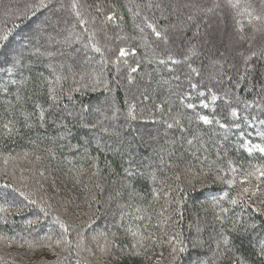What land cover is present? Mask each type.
Instances as JSON below:
<instances>
[{
	"label": "trees",
	"instance_id": "16d2710c",
	"mask_svg": "<svg viewBox=\"0 0 264 264\" xmlns=\"http://www.w3.org/2000/svg\"><path fill=\"white\" fill-rule=\"evenodd\" d=\"M153 1L158 2L157 0ZM51 2L53 0H50L47 8L18 13L14 20L9 19L3 27L0 26V34L8 31L12 33L9 41L0 47V112H3L8 107L7 102L11 101L15 106L16 117L19 120L18 126L21 128L19 135H14L10 139L0 138V184L7 182L3 178L5 157L9 155L22 156L24 152H28L32 158L33 151L42 153L47 147L54 148L52 156L45 155L43 168L46 169V172L45 177L41 178L43 189L36 192L34 197L38 201L37 205H28L18 193L12 192L11 189L0 188V196H2L0 203L4 202L3 193L5 192L8 193L6 199L9 198V202L14 201L13 213L7 216L8 222L5 224L0 221V236L15 238L14 242L7 239L0 240V264H24L22 262L24 257L20 256L18 252L47 249L40 247L39 243L30 249L25 243L26 240L43 242L41 238L45 236L59 238L62 230L55 223L54 217L60 215L57 212L60 204L63 207H68L69 213L72 214L67 219H64L62 215L60 218L70 224L73 229L80 225L86 242L92 241L94 236L99 237L101 233L110 236L112 232H117L121 245L130 244L133 242L132 237L127 235L124 229L131 227L133 231L144 233V227L148 222L137 220L135 217L137 215L152 217L149 232H155L165 243L150 246L147 255L151 259H147L143 254L133 256L128 255L127 251L124 254H119L117 251L114 257L101 255L103 258L101 259L97 255L96 259L100 260L101 264L104 262L107 264H169L171 249L166 241L177 235L179 239L183 240L186 251L179 253L176 264H230L233 253L223 251L225 245L221 233L228 237V247L235 251L236 257L246 259L248 264H260L261 257L255 253L261 241H264V216L252 213L250 209H247L242 215L248 224L256 225L255 230L241 227L238 231H232L231 219L226 220L222 225L216 219L218 209L214 210L210 206L214 197H219L225 190H228L227 186L220 182H212L211 176L207 179L202 177L193 179L191 174H185L183 171L184 161L191 160L195 165L193 171L199 172L201 166L193 159V153L200 156L201 160L206 156L209 162H213L216 161L218 152L221 154L226 152L227 159L233 161L234 165L241 169L237 174V181H240L243 170L248 167L249 162H257L256 159L249 157L242 147L243 140L247 139L252 143L262 142L261 138L256 135L258 131H264V126L259 123V120H264V105L256 106L260 104L261 100L260 96L256 95L259 88L252 90V82L249 80L241 81L240 88L233 90L231 84L223 82L221 84L215 78L219 85L215 87L208 85L207 88L212 89L211 93L207 91L205 85L198 84L199 91L205 92V97H198V92L193 91L189 86L190 83H197V81L192 80V74L189 76V73L186 74L184 71L186 65L190 64L189 61H185L178 52H171L173 49L175 50L174 41L176 40H173L168 46L161 43L157 47L152 41L145 43L141 39L142 33L137 32L139 29L137 25L141 24L144 15L150 19L160 16L159 10L146 9L149 0H85L84 3H81L84 4L81 9L83 13L88 8L87 17L90 15L93 19L98 20L100 28L94 26L96 29L105 27L109 32L106 33L108 36L111 35V38L115 36V39H118L121 35L124 37L118 42L110 43L111 51L107 55L105 54L106 57L115 61V54H118L120 47L129 50L135 49L134 55L121 58L118 64L109 63L105 76L99 77L102 82L96 83L95 88L88 85L83 88L80 83L75 82L80 81V74L94 73V71L98 73L103 68L102 66H92L88 68L89 71L81 72V68L77 65L73 66L72 70L70 68L69 73H66L64 69L60 70L64 64L62 61L65 59L66 52H90L84 47L89 36L88 32L79 31L81 28L79 25L75 29L72 28V25L77 22L74 14L70 15L69 22L65 20L62 23L64 24L60 26L62 31H58L66 33L68 38L64 39H70L66 44L62 38L63 45L59 42L53 44V47H58L57 50L52 51V48L46 50L48 44L45 42L32 50L28 47L33 39L37 40L33 35L36 33L34 29L36 30L37 27L33 26L34 32L31 33L27 32L28 25H34L38 18L44 14L51 15ZM93 4L99 5L103 10L102 13H98ZM110 12H115L118 18L113 22L102 24L104 16ZM136 12H140L141 16L134 15ZM157 22L162 26L168 24V22L164 23L159 20ZM241 23L246 25L247 21L241 18ZM148 31L150 30L145 29L144 34ZM102 35L103 33L100 34V39ZM77 37L80 39L77 40ZM72 41H76V43H72L69 47L68 44ZM195 41H199V39H195ZM176 43L183 52L187 51L184 47L185 41L183 45H180L179 42ZM11 46L12 52H14L12 56L9 54ZM161 49L171 52L174 58L180 60L181 63L169 64L167 67L160 65L158 59L163 55ZM16 53H20V59L27 67L8 71L11 59L15 57ZM47 53H56L57 60L55 57L47 58ZM197 53L200 56L201 53L199 51ZM125 59L127 64L123 63ZM197 61L190 65L197 69L207 68L208 63L204 56ZM137 63L140 65L138 71L130 73L129 65L135 67ZM254 63L256 64L254 74L259 81L261 75L264 74V69L261 68L264 62L255 60ZM50 65L56 69L57 74L67 77V79H61L59 83L51 85L56 94L60 96L59 107L54 109L49 116L50 120L54 119L56 122L54 124L47 123L42 129L34 127L29 131L23 128V116L20 115V112H33L36 103L42 104L45 108L48 107V103H50L48 100L49 85L47 81L41 80L39 77L43 73L48 80H55V76L50 74ZM221 69L224 75L222 76L228 77V72L224 70V67L216 68V71L221 72ZM156 70L158 71L156 72ZM73 73L76 75L73 76ZM201 73L206 76L204 70H201ZM68 75H71V78ZM129 75L132 77L131 80ZM201 76L195 75L199 79ZM206 78L213 79L211 76H206ZM140 79L142 80L141 84H139ZM11 80L18 82L24 80L25 83L12 85ZM236 80L232 79L233 82ZM105 84H107L108 90H105ZM4 86L9 89L7 94L3 91ZM131 86L139 87L135 94H139L141 91L143 96L148 97L145 99V103L138 105L137 101L126 93V89ZM18 88L21 96L19 101L15 95ZM73 88H79L80 91H71L73 100L69 101L67 94ZM227 91H237L236 98L241 103L230 101V104L236 108L239 117L245 118L251 113L252 117L259 118H249L248 122L253 124V127L249 128L243 119L236 120L235 117L229 115V101L227 103L222 101V94L224 95ZM212 94L218 97L215 102L211 100ZM201 99H204V102L208 104L207 108L201 107ZM243 100L250 103L255 101V103L252 107L245 108ZM187 103H194L195 107L187 109L185 107ZM65 105L68 106L67 109L64 108ZM130 106L131 114L129 113ZM68 112L73 114L68 115ZM197 113L208 115L210 118L214 117L229 124L230 127L221 129L216 124L204 125L195 119ZM173 118L181 121L182 126L186 129L184 135L187 140H192L193 134H195L199 138V142L190 146L185 140L180 139L181 133L178 128L169 129L167 124L172 123ZM234 120L240 123L239 129L231 127ZM141 122L152 129L146 140L145 137L142 138L145 130L141 127ZM241 131L245 133L243 139ZM59 137H63V139H58ZM30 139L36 140L39 147L29 143ZM53 140L56 141L55 145L51 143ZM181 156H183V160L177 161V157ZM258 156V153L254 154V157ZM177 162L180 164L179 169L169 167ZM11 163L10 161L8 166L9 172L12 171ZM15 163L22 167H31L28 160H17ZM93 164L95 167H92ZM207 166L206 164L205 168ZM223 166L227 167L226 162ZM126 168L130 170L131 175L125 172ZM97 170L99 176L89 179L91 173L97 172ZM177 171L181 173L179 182L174 179ZM19 174V170H17V175ZM25 174L31 175V173ZM77 179H80L82 183H77ZM190 180L195 184L194 190L189 184ZM95 183H100L103 191L95 188ZM177 183L185 189L183 194L177 188ZM28 184L29 188L22 189L23 191H35L38 187L31 180L28 181ZM85 184L88 185V189H85ZM127 185L134 188L135 195L129 196L132 189ZM168 185H171V190L168 189ZM153 188L158 190V199L153 198ZM89 190L91 195H95L99 200V204L93 202L91 208H89V202H91ZM165 192L167 196H165ZM178 199L183 201L179 205L183 212V220L174 227H155L158 222L157 213L162 211L161 206L176 208L175 203L169 205L166 202ZM21 201L23 204L20 203ZM224 206H228L226 201ZM18 207L23 208L20 214L15 212ZM41 208L50 210V214L44 216L40 211ZM86 208H89V213L81 223L77 220L82 218V211ZM138 208L141 209L140 212L136 211ZM235 211L240 213L241 210L236 208ZM121 213L124 214L123 219ZM2 215L4 214L0 213V216ZM37 217H39L38 222L29 227L27 221L36 220ZM176 219L177 217L173 216V220ZM117 224L122 226L118 229ZM69 239L75 240V232L70 233ZM103 242L101 238L100 243ZM93 248H96L94 242ZM57 252L60 250L58 249ZM84 255L86 254L79 253V256ZM77 258L78 255L75 251L71 254L68 251L60 252V264H76ZM56 262L57 256L52 254L43 256L39 264H56Z\"/></svg>",
	"mask_w": 264,
	"mask_h": 264
},
{
	"label": "snow or ice",
	"instance_id": "6c2138e0",
	"mask_svg": "<svg viewBox=\"0 0 264 264\" xmlns=\"http://www.w3.org/2000/svg\"><path fill=\"white\" fill-rule=\"evenodd\" d=\"M50 0L46 2V0H34V3L32 4H26L25 9L29 11H35L39 10L41 8H47L49 7ZM63 8L64 5H61ZM139 7V5H137ZM149 9H156L159 10L161 13V16L165 20H169V23L167 25L162 26L157 20L153 17L150 19L147 15H144L141 21V24H138L137 27L140 29V32L142 33L141 39L144 41L151 40L153 43L159 47L161 43L164 45H168L171 43L172 39V31L175 29H178L182 26H186L188 22H193L201 16L203 18L207 19L209 15L215 16L218 13H223L225 20H227L230 16L231 20L233 21V41H232V50L236 51L238 53V56L241 60V64L239 67L236 65H233V67L236 68V73L239 76V79L236 80V85L238 86L241 81H249L252 82V90L259 88V92L256 93V95L260 96V104H257V107H260L264 105V74L261 75L259 81L257 80L255 76V69L256 64L253 62L255 59L256 61H264V43H261L259 46H257V37L260 38L262 42H264V0H210L209 5L201 4L198 2V0H187V2L183 3L182 5L179 3L170 2L165 4L164 0H159V2H153V0H149V3L146 5ZM188 8L190 9L186 20H179V23H173L170 20V16L174 13L179 12L180 8ZM70 10L73 12L74 16L76 17L77 24L84 29L85 32H87V24L88 21L84 18V13L81 10L83 8V5L79 2V0H71V3L69 5ZM95 10L98 13H102V8L99 5L95 6ZM136 16H141L140 12L134 13ZM115 12H110L104 16V21H102V24L113 22L117 19ZM241 18L247 21V24L241 23ZM59 22V21H58ZM57 22V23H58ZM77 24H73L72 28L75 29ZM195 27L197 29L196 33L194 35L199 36L200 35V23H195ZM145 29H148L146 34ZM103 33V39L105 43L101 44V40L99 38L100 34ZM12 33L10 31L4 32L3 34H0V47L4 46L10 39ZM119 38V37H118ZM80 37H77V40H79ZM108 37L106 34V30L104 28L99 29L97 32L91 33L87 37V41L84 45L85 49L89 50L92 53H98L101 56V63L102 64H109V63H117L121 60V58L128 57L130 55L135 54V49H127L125 47H120L118 49V54H115V61H113L111 58L106 57L105 53L110 52L111 49L108 47ZM72 43H76V41H72L68 44L70 47ZM247 44L248 48L244 49L243 52H240L239 50L241 48H244V45ZM147 46V45H146ZM37 51H39L37 49ZM79 51V49H77ZM163 52V55L159 57L158 63L162 66L167 67L169 64L171 65H177L181 63L180 60H177L174 58V56L164 49H161ZM190 54H195V49L190 48L187 53H184V60L187 61L190 59ZM47 55H52L51 53H47ZM219 55L221 57H224L226 55L225 52H220ZM86 59H90V57L86 54ZM218 61H214L216 63ZM123 63L127 64V60L125 59ZM139 63L136 64L135 67L129 65V72L135 73L138 71ZM27 67L24 65L20 59V53H16L15 57L11 59L10 67L8 71H12V69L15 68H23ZM188 67L190 68L189 76L192 72H195L196 75L199 77L201 76V73L197 71L195 68H191V65L189 64ZM241 68L243 69L241 71ZM50 74L55 76V80H48L47 77H44L43 73L40 74V79L47 81L49 85V93H48V100L50 103H48V107L45 108L42 104L36 103L34 105L33 112H20V115L23 116V128L28 129L31 131L34 127L38 128H44L47 123H55L56 121L54 119H49V116L52 114L54 109H57L59 107L60 102V96L56 94L55 89L51 87L53 83H59L61 79H67V77L61 76L57 74V71L54 67L51 65L49 66ZM76 74L73 73V76ZM102 75V69L98 73H81L80 74V81H75L76 83H80L83 81L86 77L90 80L94 81L93 88H95L96 83H100L99 77ZM131 75H129V79L131 80ZM223 79V77H221ZM23 84L25 83L24 80L17 81V80H11L12 85L17 84ZM87 86V85H85ZM190 88L193 91L198 92V97H205L204 91H199V85L198 83H190ZM205 88L209 93L212 92L211 88H207V85H205ZM105 90L107 89V84H105ZM3 91L5 94L9 92V89L7 86H4ZM71 91H80L79 88H73L70 89L67 98L69 101L73 100V97L71 96ZM16 99L19 101L21 99L20 96V89H17L16 92ZM224 97L229 101L228 107L230 108L229 115L231 117H235L236 120L243 119V122L246 124L247 127L251 128L254 125L249 123V118L251 119H259L258 117H252V114L249 113L248 117L241 118L238 115V112L235 107H232L230 104V95L229 92L224 93ZM143 99H148V97L145 95ZM218 99V97L215 94L211 95V100L215 102ZM47 102V101H46ZM183 103V101H182ZM242 103L244 104L245 108L252 107L253 102H249L247 100H243ZM201 107L207 108L208 104L204 102V99L200 100ZM8 107L4 109L3 112H0V138H12L14 135H19L21 128L19 125V120L16 117V110L15 106L12 105L11 101L7 102ZM67 105L64 106L65 109H67ZM157 107H159L157 105ZM187 109H193L195 107L194 103H187L185 105ZM11 109V110H10ZM132 108L129 107V113L131 114ZM72 112H68V115H72ZM195 119L199 122H202L204 125H212L216 124L221 129H225L230 127L229 124H226L224 122H221V120L210 118L208 115H201L199 113L196 114ZM236 120H234L231 124V127H235L239 129L241 127L240 123H237ZM260 125L264 126V120H259ZM167 127L169 129L172 128H178L179 132L181 133L180 139L185 140L188 145H193L194 143L199 142V138L193 134L192 140H187L186 136L184 135L186 129L182 126L181 121L173 118L172 123H168ZM192 134V133H190ZM245 133L241 131V138L243 139ZM257 136H259L262 140L261 143H252L250 140L244 139L242 147L245 149V151L248 153V156L251 158H254L257 160L256 163H251V161L248 164V167L243 170V175L240 181H237V174L240 172V168L234 165V162L227 159V153H217V159L216 161L209 162L207 157L205 156L203 160H201L200 156L196 155L195 153L192 154L193 159L200 164V170L199 172H194L193 169L195 168V165L192 163L191 160L184 161V169L183 171L185 174H191L193 179H196L198 177H202L204 179L209 178L211 176L212 182H220L227 186L228 190H225L222 195L219 197H214L212 201L210 202V206L217 210L216 213V219L223 223L226 220L231 219V225H232V231H238L239 228H251L252 230H255L256 225L248 224L242 213L250 209L252 213H258L261 216H264V131H258L256 133ZM58 139H63V137H59ZM29 143L35 145L37 148L39 147V144L36 140H29ZM52 145H55L56 141H51ZM54 151L53 147H47L43 150V152H36L33 151L31 154L28 152H24L21 155L18 156H7L4 158L3 163L5 165V169L3 170V178L5 183L0 184V188L3 189H11L12 192L18 193L20 197H23V201H26L28 205H37L38 201L35 199L36 192L43 189V183L41 178L45 177L46 169L43 168V162L45 160V155L52 156ZM258 153V157H254V154ZM54 158V157H53ZM17 160H28L29 165L31 167H22L20 165H17L15 161ZM183 156L177 157V161H182ZM11 163L12 171H8V166ZM226 162L227 167H224L223 164ZM208 165L207 168H205V165ZM92 167H95V164L92 165ZM171 168H180L179 162L174 163L172 165H169ZM17 170H19V175H17ZM125 172L131 175L132 173L128 168L125 169ZM25 173H31V175H26ZM214 173V174H213ZM99 176V171L91 173L89 176V179H92V177ZM174 179L179 182L181 180V173L180 171H177L175 173ZM33 181L35 185L38 187L35 189V191L29 190L27 192L23 191L22 189L29 188L28 181ZM77 183H82L80 179L76 180ZM189 184L195 189V184L192 183V181H189ZM85 189H88V185H84ZM94 187L97 189L101 188L100 183H95ZM127 187L131 188L132 191L129 193V196L135 195V190L131 185H127ZM177 188L179 189L180 193L183 194L185 189L181 188L179 183H177ZM168 189L171 190V185H168ZM162 191V190H161ZM234 191V194H232ZM89 193L91 195V192L89 190ZM165 196H167V193H164ZM8 193H3V196L5 197L4 202L0 203V213H3L4 215L0 216V221H3L5 224L7 221V216L11 215L13 213V202H9L6 197ZM117 195H120V193H117ZM152 195L154 199H158V190L153 188ZM23 201L20 203L23 204ZM227 202V207L224 206V202ZM42 202V201H41ZM99 204V200L95 195H91V202H89V208L92 207V203ZM182 199H178L175 201H167L169 205L171 203H175L177 205L176 208H170L165 207L164 205L161 206L162 211L157 213L158 222L155 225L157 228H162L164 226H172L174 227L177 225L180 221L183 220V212L179 208V205L182 203ZM240 208V213H236L235 209ZM23 211L22 207H18L15 209L16 214H20ZM41 212H43L44 216H48L50 214V210H45L44 208L40 209ZM137 212H140L141 209H137ZM124 214L121 213V217L123 219ZM173 216H176L177 219L173 220ZM137 220L141 221H147L148 223L144 227V233H139L138 231H133L131 227H128L124 229L125 233L127 235H130L132 237L133 242L130 244H124L121 245L118 240V233L112 232L109 236V234L101 233L99 234V237L94 236L92 238L93 242L96 244V248L89 246L88 243H86V238L80 228V225H77L75 229L72 228V226L68 223H66L64 220L60 218V216H55L54 221L56 224L59 225L60 229L62 230L59 238H53L52 236H45L41 238V241L43 242H32V241H25V243L28 245L30 249L37 246V243H39V246L42 248H47L53 252V255L57 256V262L56 264H60V252L68 251L69 254H71L73 251H75L78 255V258L76 259V264H101V261L96 259L97 252L102 254L103 256H110L114 257L117 254V251L119 254H124L127 251L128 255L138 256V255H145L147 259H151L150 256H148V251L150 246H155L158 243L162 244L165 243V241L161 240L160 237L156 235L155 232H149V226L151 225L152 217L151 216H139L137 215L135 217ZM39 220V217H37L36 220H28L27 224L29 227H31L33 224L37 223ZM122 225L117 224V228L119 229ZM71 232H75V240H70L69 235ZM146 233V234H145ZM166 234V233H165ZM223 244L225 245L223 251L224 252H232L233 258L230 261V264H248L247 260L244 258L236 257L235 251L228 247L229 240L227 236H223ZM103 239V243H100V239ZM7 239L10 242H14V237H4L0 236V240ZM169 244L170 252H169V264H176V261L178 260L179 253H182L186 251V247L184 245L183 240L179 239L178 235L170 237L168 241H166ZM177 245H179L177 247ZM56 249H59L60 252H57ZM79 253H85L84 256H79ZM259 257H261L260 264H264V241H261L260 246L258 250L255 253ZM161 255H163L161 253ZM91 258V259H90ZM66 259V258H65ZM104 264H107V262H104Z\"/></svg>",
	"mask_w": 264,
	"mask_h": 264
},
{
	"label": "rangeland",
	"instance_id": "374dc122",
	"mask_svg": "<svg viewBox=\"0 0 264 264\" xmlns=\"http://www.w3.org/2000/svg\"><path fill=\"white\" fill-rule=\"evenodd\" d=\"M159 2V0H157ZM46 2H48V0H46ZM80 3H84L85 0H79ZM154 2V1H153ZM170 2H174V3H179V4H183L185 2H187V0H164V3H170ZM199 3L201 4H205V5H209L210 4V0H198ZM34 3V0H0V26L3 27L4 23H6L9 19L14 20L15 17L18 16V13H24L27 10L25 9V5L26 4H32ZM71 3V0H53V2H51L52 4V9H51V15L44 14L43 16L39 17L38 20L36 21V23L34 25L29 24V28L27 29V32H36L33 35L37 38L33 39V41L30 43V45L28 46L29 48H31V50L36 47V46H40L41 44H43L45 42V44H48V46L46 47V50L51 49L53 50H57L58 47H53V44L56 42L61 45L62 42V38L65 41V44L70 40V39H64V38H68L66 36V33L64 32H58V31H62L60 29V26L64 25L62 24L65 20L66 22H69V17L70 15H72L73 13L71 12L69 5ZM92 4V3H91ZM61 5H64V7L62 8ZM84 5V4H83ZM95 6V4H93ZM85 8V6H84ZM86 9V8H85ZM147 9V7H146ZM88 8L85 10L84 13V18L88 21L87 24V32L90 35L93 32H97L98 29H96L94 26L99 27L98 25V20L93 19V17H91L90 15L87 17V12H88ZM158 11V10H157ZM190 9L188 8H184L181 7L179 12L174 13L170 16V20L173 23H179V20H186V17L189 13ZM158 13L160 14V16L156 17V20L162 21L164 23L168 22L169 20H165L162 16L161 13L158 11ZM134 16V15H133ZM179 17V20H178ZM71 18V17H70ZM90 18V19H88ZM59 21V22H58ZM58 22V23H57ZM99 22H101L99 20ZM195 23H200L201 27H200V35L196 36L194 35V33H196L197 29L195 27ZM195 23L193 22H188V24L186 26H182L178 29H175L172 31V39L171 42L173 40L175 44H174V48L171 52H178L179 56L180 54L182 55V57H184V53H187L188 50L191 48L195 49V54L191 55L190 54V59L187 60V62L189 61V63L192 65L193 62H198L197 60L199 58H201L202 56H204L206 62L208 63L207 68L206 69H197V71H199L201 73V70H204V73L206 74V76L208 77H212L213 79H207L206 76L202 75L201 73V78H196L195 72H192V80H196L197 83L199 85H213L218 86V82H216V79L219 80L222 84L226 83V84H231L233 87V90H237L239 89V84L238 86L236 85V82H233L232 79H239V76L236 73V68L233 67V65H236L237 67L240 66L241 64V60L238 56V53L236 51L232 50V41H233V21L231 20L230 16L227 20H225L224 18V14L223 13H218L215 16H211L209 15V17L207 19L203 18L202 14L201 16L195 21ZM77 24V22H76ZM36 26V30L33 28ZM78 26V24H77ZM89 26V27H88ZM91 28V29H90ZM105 29V27H103ZM82 27L79 28V31L82 32ZM106 30V29H105ZM57 31V32H56ZM107 33H109L108 31H106ZM137 32H140V29H137ZM59 33V34H58ZM106 33V34H107ZM110 35V34H109ZM189 35V37L187 38V36ZM55 36H57V38H55ZM111 36V35H110ZM110 36L107 37L109 38L107 43H108V47L111 49V44L112 42H118L119 40L124 39L123 35L119 36L118 39H115V36H112L113 38H111ZM100 38V36H99ZM187 38V40H185ZM195 39H199V41H195ZM101 40V44L105 43L104 39H103V35ZM144 41V40H143ZM184 41L186 42V45H184V47H186L187 51L185 50V52H183L182 49H180L179 46H177L176 42H179L180 45H183ZM193 41V43H192ZM43 42V43H42ZM145 43H150L151 40L149 41H144ZM261 43H264L260 40L259 37H257V46H259ZM13 46V45H12ZM12 46L9 49V54H12L14 52H12ZM168 46V45H167ZM148 47V45H147ZM183 47V46H182ZM181 47V48H182ZM183 47V48H184ZM248 48V45L245 44L244 48H241L239 51L243 52L244 49ZM14 49H16V47H14ZM197 51H199L201 54L199 56V54L197 53ZM70 51L66 52V54H64V61H62L63 67L60 68V70L64 69L66 73L70 72V68L72 70V67H76L77 65H79L78 67L81 68V72L82 71H89L88 68L92 67V66H98L101 67L102 66V75H100L101 77H104L106 74V69L108 67V64H102L101 63V56L100 54H94L92 52H86V51H81V52H72L69 53ZM170 52V53H171ZM220 52H225L226 55L224 57H221L219 55ZM109 52H106L105 54L107 55ZM86 54L88 57H90V59H86ZM56 53L52 54V55H46L47 58H53L55 57ZM95 57H97V59H95ZM56 58V57H55ZM57 60V58H56ZM154 61V59H153ZM214 61H218L216 63H214ZM253 62H255V59L253 60ZM264 61H261V63ZM258 64H260V62H258ZM223 68L224 70H226V72H228V77H223V70L221 69V72L218 70L216 71V68ZM191 68H194V66H191ZM262 69H264V65L261 66ZM243 69L241 68V71ZM158 70H156L157 72ZM186 74L190 72V68L188 67V65H186L185 70ZM218 72V73H217ZM264 72V70H263ZM95 73V71H94ZM217 74V77H216ZM223 75V76H222ZM69 78H71V75H68ZM221 77H223V79H221ZM142 80L140 79L139 84H141ZM85 83V84H84ZM84 83L83 81L80 82V86L81 87H85V85H88L89 87H93V83H95L94 81L90 80L89 78H85L84 79ZM127 87V86H126ZM125 87V88H126ZM137 89H139V87L137 88V86H131L129 89H126V93L131 96L132 98H134L138 105L141 103H145V99H143V94L140 91L139 94H135ZM229 92V95L231 97L230 101L232 102H237V103H241L240 100H238L236 98L237 96V91L231 92V91H227ZM125 93V92H124ZM222 101L224 103H227L228 100L224 97V95L222 94ZM130 105V103H129ZM98 113V112H97ZM110 115L112 117V112L110 111ZM143 119H146L145 117H142ZM104 123V122H103ZM106 123V122H105ZM101 124V122L99 123V125ZM141 127L145 130L143 132H145L142 135V138L145 137V140L148 138L149 133L151 132L150 130H152L151 128H148L147 124H143L141 122ZM118 133H120V131H118ZM146 134V135H145ZM2 196H0L1 199ZM3 200V198H2ZM7 200H9V198H7ZM114 202V201H113ZM57 212L60 213V215H62V217L64 219H67L68 217H70L69 213V208L68 207H63L62 204L59 205V207L57 208ZM89 213V208H86V210L82 211V218H80V220H77L81 223H83L82 221L85 220L83 218H85L86 214ZM58 215V216H60ZM89 244V246L93 247V240L92 241H88L86 242ZM200 244V243H199ZM56 251H58V249H56ZM18 252V250H17ZM18 254L22 257H24V260H22V262L24 264H39L41 258L43 256H48V255H52L53 252L49 249H40L39 251H24V252H18ZM98 257H102L99 252H97ZM103 259V258H101Z\"/></svg>",
	"mask_w": 264,
	"mask_h": 264
}]
</instances>
